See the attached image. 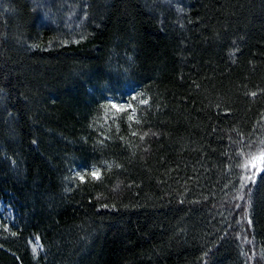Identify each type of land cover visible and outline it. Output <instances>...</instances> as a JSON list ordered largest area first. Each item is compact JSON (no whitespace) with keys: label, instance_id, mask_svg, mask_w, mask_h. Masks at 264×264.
Instances as JSON below:
<instances>
[{"label":"trees","instance_id":"trees-1","mask_svg":"<svg viewBox=\"0 0 264 264\" xmlns=\"http://www.w3.org/2000/svg\"><path fill=\"white\" fill-rule=\"evenodd\" d=\"M259 149L264 0H0V264H264Z\"/></svg>","mask_w":264,"mask_h":264},{"label":"snow or ice","instance_id":"snow-or-ice-1","mask_svg":"<svg viewBox=\"0 0 264 264\" xmlns=\"http://www.w3.org/2000/svg\"><path fill=\"white\" fill-rule=\"evenodd\" d=\"M253 95H255V93H253ZM141 102L146 103V101H141ZM112 107L116 108L117 111L126 112L128 110V107L130 106H122V105L113 103ZM249 163L251 164L253 171L250 175L242 177V179H246L254 183L255 182L254 177H256L257 175H264V149H259L255 154H250ZM244 166L245 168H247L248 164H245ZM91 176L94 179L99 180L101 178V172L92 171ZM80 180L84 182L85 177L83 175L80 176ZM104 207H107V205H104ZM249 223H251V221H249Z\"/></svg>","mask_w":264,"mask_h":264},{"label":"rangeland","instance_id":"rangeland-1","mask_svg":"<svg viewBox=\"0 0 264 264\" xmlns=\"http://www.w3.org/2000/svg\"><path fill=\"white\" fill-rule=\"evenodd\" d=\"M0 211H1V208H0ZM32 248L34 251H36V250H38L39 246L37 243H35V244H32Z\"/></svg>","mask_w":264,"mask_h":264}]
</instances>
